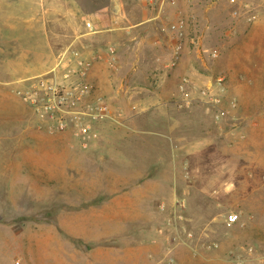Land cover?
Listing matches in <instances>:
<instances>
[{"label": "rangeland", "instance_id": "obj_1", "mask_svg": "<svg viewBox=\"0 0 264 264\" xmlns=\"http://www.w3.org/2000/svg\"><path fill=\"white\" fill-rule=\"evenodd\" d=\"M120 1L160 15L171 48L119 50L130 33L117 0H0V264H264V0H239L238 16L229 0H184L186 10L180 0ZM178 14L188 31L170 67ZM86 21L111 80L109 93L89 76L92 99L102 96L113 118L84 140L50 133L16 88L67 46L80 49ZM158 74L170 97L160 98L168 88ZM184 78L220 102L194 94L187 105ZM229 214L239 216L232 226Z\"/></svg>", "mask_w": 264, "mask_h": 264}, {"label": "built area", "instance_id": "obj_2", "mask_svg": "<svg viewBox=\"0 0 264 264\" xmlns=\"http://www.w3.org/2000/svg\"><path fill=\"white\" fill-rule=\"evenodd\" d=\"M176 2L177 0H161L160 9L167 3L175 5ZM229 2L233 7V15L238 16L240 14L239 0H229ZM151 3L156 2L151 0ZM86 27L90 32L96 31V26L89 21H86ZM168 29L174 40L172 43L174 59L170 67H175L180 60V53L183 51L187 37L188 23L186 18L178 14L169 23ZM190 41L192 44H198L195 37L190 38ZM108 51L109 61L115 66L117 63L116 49L110 46ZM211 56L214 58L218 55L213 52ZM91 67L92 62L85 57L83 51L69 45L59 53L55 65L49 71L19 81L16 94L45 124L50 133H63L73 129L77 136L83 137L84 140L88 139L93 135V124L102 119L113 118L112 108L102 96L92 99L93 86L89 82ZM216 85L222 87L223 79H218ZM178 90L187 105L196 101L193 98L194 94H201V100L205 105H214L220 102L211 92L209 93L211 91L210 85L198 90L188 78L182 80ZM235 105L233 103L232 106L235 107ZM226 113L228 112L219 111L216 114V119H221ZM180 205L181 207L184 206L183 203ZM238 221L239 216L237 214H229L226 218L228 226H232ZM189 235L191 237V234ZM173 263V259H170L169 264Z\"/></svg>", "mask_w": 264, "mask_h": 264}, {"label": "crops", "instance_id": "obj_3", "mask_svg": "<svg viewBox=\"0 0 264 264\" xmlns=\"http://www.w3.org/2000/svg\"><path fill=\"white\" fill-rule=\"evenodd\" d=\"M43 1H45V3L47 2V0H43ZM146 1L147 0L144 1V4L146 3ZM185 3L186 2L184 0L179 1V4L181 5V7H184V9L186 10L187 4H185ZM204 3L208 4V1L206 0ZM211 4H213V3H211ZM206 7L209 8L210 5L208 4ZM205 11H207V9ZM113 12L116 15L117 19H120L122 21L125 20V26L123 28L127 33H130V35L127 36L126 39H124L120 42L119 45H121V46L119 47V50H123L122 45H124L128 49H133L135 51L138 49L140 50L141 46L146 47V45H148L149 42L156 45L158 47L157 49L160 51L162 50V52H164V48L167 46H168V48H171L170 40H167L165 38V34L163 33V31L165 30L164 25L161 26V24L157 23L158 21H156V20H159L161 18L160 15H158L156 13H151L148 11H143V12L139 13L138 15L132 14L130 12L124 11L123 4L121 3L120 0L119 1L117 0V2H115V6L113 7ZM27 14H28L27 18L31 19L32 17L29 18L30 17L29 13H27ZM205 14L206 13L203 12L204 18L206 16ZM67 15L68 16L66 19L69 20L71 18V15H73V13L70 15L69 14H67ZM89 16L91 17L93 22H94V20L97 19V16H95L93 14H89ZM14 18L21 19L22 17H20L18 15H16V16L14 15ZM117 29H120V28L118 26H113V28H109L107 30L108 31H113V30L115 31ZM95 34H97V33H91L88 31L86 33H81L78 36V40L80 43L79 48L81 50L83 49L82 51H83L85 57L93 60V69L91 71L90 78L97 85L102 84L103 86H106V90L110 93L111 89H109L108 86H109V83H111L110 82L111 80H110V78H108L109 76H108L107 71H106V64L103 63L102 61L99 62V60H98L100 57H102L105 54V52L102 51L103 49L101 47H99V44L94 39ZM150 39H151V41H150ZM109 43H111V42H109ZM109 45H112V44H108V46ZM117 51H118V49H117ZM186 53H188V52L187 51L185 52V56H186ZM182 64L184 66V61H181V63L179 64V68L173 69L171 72L175 71L176 73H178V71L179 72L182 71ZM159 76L162 77V79H163V86L165 84V88H168V89L161 91V94H159V96H161L160 98L170 97L172 95V91H171V87H170L171 86L170 80H165V77L163 74H160Z\"/></svg>", "mask_w": 264, "mask_h": 264}]
</instances>
